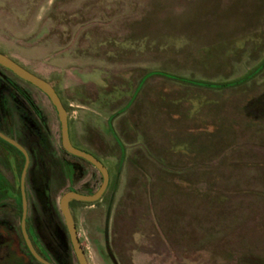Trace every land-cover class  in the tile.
<instances>
[{"label": "rangeland", "instance_id": "374dc122", "mask_svg": "<svg viewBox=\"0 0 264 264\" xmlns=\"http://www.w3.org/2000/svg\"><path fill=\"white\" fill-rule=\"evenodd\" d=\"M0 51L107 169L97 200L70 201L88 264H264V0H0Z\"/></svg>", "mask_w": 264, "mask_h": 264}, {"label": "flooded vegetation", "instance_id": "af4514ba", "mask_svg": "<svg viewBox=\"0 0 264 264\" xmlns=\"http://www.w3.org/2000/svg\"><path fill=\"white\" fill-rule=\"evenodd\" d=\"M31 87L47 98L35 85L0 64V264H47L36 258L30 247L49 264H71L67 256L70 250L74 252L58 206L59 197L68 189L94 191L100 182L91 187V175L80 162L56 154L46 114ZM23 163L26 165L20 175ZM58 163L67 176L66 188L59 194L57 189L63 184L57 188L52 178ZM74 181L82 189H77Z\"/></svg>", "mask_w": 264, "mask_h": 264}, {"label": "water", "instance_id": "95a60500", "mask_svg": "<svg viewBox=\"0 0 264 264\" xmlns=\"http://www.w3.org/2000/svg\"><path fill=\"white\" fill-rule=\"evenodd\" d=\"M0 64L4 65L8 69L12 70L18 76L22 77L23 79L35 85L47 96L57 115V119L59 122L60 144L62 148L68 153L84 158L100 172L101 181L94 191L82 193L72 189H68L60 195L58 200V206L62 213L64 224L68 232L69 240L75 258L77 260V263L88 264L77 237V232L74 226L73 218L68 206V201L70 199H77V200L90 202L99 198L107 184V180H108L107 169L102 164V162L98 158H96L93 154L71 144L68 137L67 114L65 108L59 96L57 95L56 91L47 80L41 78L40 76L24 68L16 61H14L12 58H10L9 56L5 55L2 52H0ZM14 144L18 146V144L16 143ZM30 249L36 258H38L42 262L49 264L46 260L39 257L31 247Z\"/></svg>", "mask_w": 264, "mask_h": 264}, {"label": "trees", "instance_id": "16d2710c", "mask_svg": "<svg viewBox=\"0 0 264 264\" xmlns=\"http://www.w3.org/2000/svg\"><path fill=\"white\" fill-rule=\"evenodd\" d=\"M170 76H171V75H170ZM171 77H175V76H171ZM183 79L185 80L186 78H183ZM196 82H197V83H200V81H198V80H197Z\"/></svg>", "mask_w": 264, "mask_h": 264}]
</instances>
